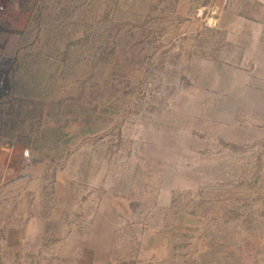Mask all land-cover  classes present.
<instances>
[{"label": "rangeland", "instance_id": "1", "mask_svg": "<svg viewBox=\"0 0 264 264\" xmlns=\"http://www.w3.org/2000/svg\"><path fill=\"white\" fill-rule=\"evenodd\" d=\"M0 264H264V0H0Z\"/></svg>", "mask_w": 264, "mask_h": 264}, {"label": "flooded vegetation", "instance_id": "2", "mask_svg": "<svg viewBox=\"0 0 264 264\" xmlns=\"http://www.w3.org/2000/svg\"><path fill=\"white\" fill-rule=\"evenodd\" d=\"M9 66L7 64H0V94H5L9 89V79H11V74L8 72Z\"/></svg>", "mask_w": 264, "mask_h": 264}]
</instances>
